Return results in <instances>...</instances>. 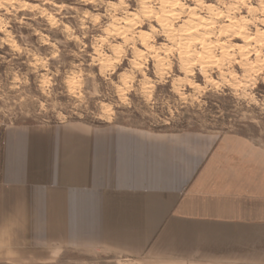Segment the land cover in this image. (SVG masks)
I'll return each instance as SVG.
<instances>
[{
	"label": "rangeland",
	"instance_id": "374dc122",
	"mask_svg": "<svg viewBox=\"0 0 264 264\" xmlns=\"http://www.w3.org/2000/svg\"><path fill=\"white\" fill-rule=\"evenodd\" d=\"M55 123L264 147V0H0V127ZM165 252L19 264H200Z\"/></svg>",
	"mask_w": 264,
	"mask_h": 264
},
{
	"label": "crops",
	"instance_id": "0c3cea01",
	"mask_svg": "<svg viewBox=\"0 0 264 264\" xmlns=\"http://www.w3.org/2000/svg\"><path fill=\"white\" fill-rule=\"evenodd\" d=\"M58 241L264 264V147L234 135L1 126L0 263L43 261Z\"/></svg>",
	"mask_w": 264,
	"mask_h": 264
},
{
	"label": "clouds",
	"instance_id": "9594fccd",
	"mask_svg": "<svg viewBox=\"0 0 264 264\" xmlns=\"http://www.w3.org/2000/svg\"><path fill=\"white\" fill-rule=\"evenodd\" d=\"M9 6H10V5H8V4H5L3 7H4L5 9H7ZM101 6H104V5H103V4H101ZM106 7H108V6H106ZM5 43H7V41H5Z\"/></svg>",
	"mask_w": 264,
	"mask_h": 264
}]
</instances>
